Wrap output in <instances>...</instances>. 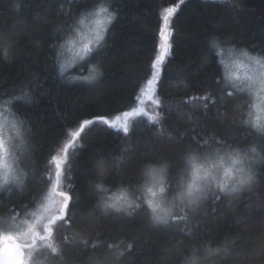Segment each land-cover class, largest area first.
<instances>
[{"label":"trees","instance_id":"obj_1","mask_svg":"<svg viewBox=\"0 0 264 264\" xmlns=\"http://www.w3.org/2000/svg\"><path fill=\"white\" fill-rule=\"evenodd\" d=\"M93 3L94 0H0V94H4L0 103L12 95L19 96L21 84L28 86L31 97L30 101L14 102L15 114L28 129L27 185L23 191L13 188L0 194V217H6L13 208L22 213V206L27 210L33 207L34 194L46 183L47 176L55 173L48 164L50 154L62 155L60 150L71 140V131H78L83 119L101 114L111 118L112 114L142 107L135 97L150 77L161 18L169 7L177 8L172 19L173 55L162 71L156 93L162 102L158 113L164 119L149 125L144 117L143 124L134 127L127 137L99 123L86 126L76 147L69 149L64 166L65 190L67 184H74V195L81 198V206L91 207L100 157L105 160L109 191L128 187L135 196L141 187L135 183L140 161L147 156L178 160L189 145L194 149L197 142L205 139L211 143L213 136L223 138L232 147L257 144L254 136L246 134V126L238 123L248 104L229 98L216 83L224 68L209 41L215 35L230 41L222 47L235 46L258 55L264 49V0H114L110 6L116 18L107 30L105 46L98 56L86 61L95 64L101 75L88 83L70 82L59 75L51 46L67 38L64 25L69 14L86 12ZM208 93L207 100L199 99ZM237 103L240 108L235 107ZM257 150L260 151L258 144ZM255 171L257 183L230 206H226L227 201L216 204L210 200L198 213L189 211L188 221L173 223L167 229L154 228L141 211L122 219L98 212L95 220L89 221L95 234L87 246L77 240L64 248V260L41 257L42 264H89L92 256L101 253L91 247L97 239L105 244L117 243L125 251L119 260L104 252L106 264H179L185 254L181 241L187 243L184 232L191 231L214 244L238 233L254 238L264 232V207L258 206V196L264 198V161L256 164ZM213 208L217 209L215 214ZM242 214L247 217V225L237 224ZM78 219L83 221L84 217L78 213ZM75 231H59L56 239ZM130 243L133 248L127 251ZM197 243L203 241L198 239ZM250 264H261L260 257H251Z\"/></svg>","mask_w":264,"mask_h":264},{"label":"snow or ice","instance_id":"obj_2","mask_svg":"<svg viewBox=\"0 0 264 264\" xmlns=\"http://www.w3.org/2000/svg\"><path fill=\"white\" fill-rule=\"evenodd\" d=\"M114 0H94L91 10L86 12L70 13L68 20L64 25L66 39L59 45L53 44L51 47L55 50V61L59 68V75L65 76L66 71L78 62L90 61L99 55L100 50L105 46V33L109 25L116 18V13L109 10V4ZM177 11L176 7L165 9V15L161 18V24L158 31V43L155 49L154 58L150 62L151 73L145 81L146 87L139 88L135 99L139 104H143L141 97H146L155 103L158 108L162 102L156 99L158 84L162 78V71L168 60L173 55L174 29L172 19ZM79 17V18H77ZM79 23L77 24V20ZM214 50V56L219 58V63L223 65L224 73L216 83L221 85V92L226 93L229 98L242 99L250 104L249 97L245 98V87L252 89L256 84L262 83L258 70H264V62L256 59L255 56H248L243 53L251 62L252 67L244 65L246 71L243 76L233 72V66L239 67L238 53L231 47H222L230 41L221 40L220 37L213 35L209 41ZM243 52V49H240ZM249 52V51H248ZM257 56L264 57V49L259 50ZM7 59V54L5 55ZM101 75L99 69L92 64L89 67L87 75L72 77L73 80L83 81L85 83L96 80ZM247 81V84L245 83ZM27 85H20V95H12L10 99H4L2 110H0V191H11L14 186L21 191L27 185L28 174L26 171L29 156L30 144L27 136L28 129L26 122L21 120L14 112L16 101H30L31 97L27 91ZM257 115L253 120L252 113H248V119L245 114L240 113L239 125L246 126V134L254 136L260 151L257 150V144L244 148H251V155H247L249 161L248 170L254 175L255 179L246 186L234 190L233 195L243 197L257 183V173L254 165L264 161V93L257 90ZM4 94H0L2 97ZM210 93L199 97L207 100ZM207 107V105H205ZM236 108L241 104L237 103ZM146 117L148 124H160L164 117L157 114H149L142 107H133L130 110H124L118 114L96 115L93 118H85L79 124V130L71 134V140L64 144L60 150L61 154H50L49 166L54 167L55 173L48 175L46 183L34 194L32 202L33 210H27L22 206V213H17L15 208L11 209L6 217H0V264H42L41 257L44 259H65L64 248L70 247L75 241H79L85 246L89 239L94 236V230L89 227V221L95 220L99 212L103 216L115 214L118 218H132L138 211L144 212L149 223L154 228L179 224L181 221H188V212L198 213L201 208L209 203L219 204L227 201L226 206H230L227 191L216 190L205 192L199 188V177L201 171L205 176H215L209 171L206 165L211 164L214 156L219 155L224 148H233L223 138L213 136L212 142L203 140V143L197 142L195 148L189 145L182 150L178 160H173L168 156H147L140 161L137 172V181L140 186L147 187L153 199H138L135 203L128 201L123 197V193L109 195V187L105 184V160L100 157L96 164L98 167V178L93 184L94 203L91 207H82L79 195H74L75 185L67 184L64 190L65 164L68 161L69 149L76 147V140L80 138L81 133L86 126L101 124L117 133L123 132L127 137L134 127L143 124V118ZM139 118V119H138ZM171 138V137H169ZM83 145H80L82 147ZM121 159V157H117ZM177 164V167H174ZM167 177V179H166ZM174 178L175 185L173 184ZM192 179L193 184L199 194L191 206H183V215L176 211L159 210V201H168L171 196L175 201V193L185 187L186 182ZM161 185L162 196H157L152 192L149 185ZM211 188V182H209ZM193 195H196L194 192ZM57 197L59 199H57ZM258 206L264 207V198L258 196ZM151 209V212H150ZM213 208V214L216 212ZM80 213L84 220L78 219ZM248 220L245 215H241L237 224L247 225ZM75 229L71 235H64L59 241L56 234L59 231ZM183 231V230H181ZM187 240L185 244L181 241L182 251L185 253L179 260V264H188L190 259L208 258L213 249L216 254L211 259L216 264H224L225 261H234L235 264H250L253 256H259L261 264H264V232L258 233L255 237L245 238L243 233L223 238L217 243L211 239L202 236L193 235L191 231L184 232ZM203 243H197V240ZM93 251L101 250L100 254L90 258L89 264H106L104 252L111 253L117 260L125 255L124 250H120L117 243H104L97 239L91 245ZM133 244H128L127 251H131Z\"/></svg>","mask_w":264,"mask_h":264},{"label":"clouds","instance_id":"obj_3","mask_svg":"<svg viewBox=\"0 0 264 264\" xmlns=\"http://www.w3.org/2000/svg\"><path fill=\"white\" fill-rule=\"evenodd\" d=\"M79 19L77 20V24ZM238 55L239 67L233 66V72L243 76L246 71L244 65H248L249 68L252 67L251 62L243 53H247L248 56H255L256 59L264 62V57L251 54L247 50L243 49L237 50L235 46H231ZM262 83L256 84L252 89L245 87L244 91L249 97L250 104H248L247 111L245 112V119H248V113H252V119L255 120L257 115L256 104H257V90H260L261 93H264V70H258ZM247 84V81H245ZM247 155H251V148L244 149L240 147H233L224 152L219 153V155L214 156L211 164L206 165L209 171L215 176V179L212 176H205L203 171L200 173L199 177V188L205 192L222 190L227 191L229 203H233L238 196L233 195L234 190L240 189L246 186L248 183H251L255 179L254 175L248 170L249 161L246 159ZM209 182H211V188H209ZM152 187V192H155L156 195L162 196L160 188L161 185H149ZM138 195H133L131 189L128 187L121 188L116 195L123 193V197L128 201L135 203L138 199H153L151 193L148 191L147 187L141 186L138 190ZM196 195H193V193ZM198 190L191 178L186 182L185 187L175 193L176 199L172 201V198H169L168 201H159V210H167L169 212H174L178 207L179 210H183V206H191L198 197ZM151 212V209H150ZM216 254V250L213 249L209 253L208 258L201 261L200 259H190L188 264H216L214 260L211 259L212 255Z\"/></svg>","mask_w":264,"mask_h":264},{"label":"rangeland","instance_id":"obj_4","mask_svg":"<svg viewBox=\"0 0 264 264\" xmlns=\"http://www.w3.org/2000/svg\"><path fill=\"white\" fill-rule=\"evenodd\" d=\"M107 3V2H106ZM92 9V8H91ZM91 9H88L87 11L91 10ZM109 10L110 11H113L110 4H109ZM110 26V25H109ZM106 34H107V30H106V33H105V37H106ZM239 50V49H237ZM246 50V49H245ZM252 54V53H251ZM93 63H89L87 64L86 61L84 62H78L77 64L73 65L71 68H69L66 73H65V77L67 78L68 81L70 82H77L76 80H73L72 77H75V76H79V75H87L88 74V70H89V67L92 65ZM96 66V65H95ZM223 66V65H222ZM78 82H83V81H78ZM156 99H159L157 94H156ZM2 105L3 103H0V110H2ZM142 108H144L149 114H157L158 113V107L155 103L151 102L149 99H147L146 97L144 98V103L142 105ZM146 118V117H145ZM77 129H73L71 131V134L73 132H75ZM226 151V149H223L221 150V152H224ZM256 167V164L254 165V168ZM64 185H65V182H64ZM12 189L15 188L14 186H11ZM64 190H65V187H64ZM119 190H116V191H109V195L113 194V193H118ZM7 193L8 191L5 189V190H2L0 191V194L1 193ZM57 199H59L57 197ZM29 210H33V207L29 208ZM178 211L179 210V207L176 209Z\"/></svg>","mask_w":264,"mask_h":264}]
</instances>
